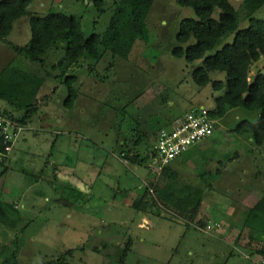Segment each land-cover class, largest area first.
<instances>
[{
    "label": "rangeland",
    "instance_id": "obj_1",
    "mask_svg": "<svg viewBox=\"0 0 264 264\" xmlns=\"http://www.w3.org/2000/svg\"><path fill=\"white\" fill-rule=\"evenodd\" d=\"M94 1L31 0L28 13L42 17L52 9L79 20L84 35L102 34L111 1L103 3L106 14L98 13ZM228 1L236 8L241 3ZM29 14L14 22L7 43L28 44ZM190 16L192 11L175 0H155L145 19L148 41H136L126 58L115 57L108 73L110 54L92 65L107 74L105 82L89 76V61L70 72L77 75L79 92L71 109L63 106L67 90L56 78L58 70L51 69L64 56L63 49L45 53L51 76L38 93L37 113L25 123L12 159L0 165V264H55L70 250L66 264H260L262 257L246 248L248 238L258 234L243 225L246 208L264 192V144L256 146L248 135L232 131L241 120L256 121V112L228 110L195 156L169 163L181 183L207 186L195 221L172 212L171 201H156L151 211L142 212L155 198L147 188L157 180L158 159L148 155L155 154L159 132L170 130L190 110H212L221 94L211 83L198 87L193 81L200 61L171 55L179 24ZM254 16L264 20V6ZM7 66L45 76L39 63L0 42V71ZM256 66L264 73V58ZM209 77L224 81L222 73ZM4 111L15 117L23 113L0 100V113ZM117 140L136 144L144 162H127ZM217 169L221 175L209 182L206 172ZM135 201H140L136 209ZM144 217L151 226L142 222ZM200 219L205 227L196 224ZM233 236H240L239 246L233 245Z\"/></svg>",
    "mask_w": 264,
    "mask_h": 264
},
{
    "label": "trees",
    "instance_id": "obj_2",
    "mask_svg": "<svg viewBox=\"0 0 264 264\" xmlns=\"http://www.w3.org/2000/svg\"><path fill=\"white\" fill-rule=\"evenodd\" d=\"M107 1H111L110 19L104 33L87 36L81 32L80 22L76 18L61 16L52 9L42 17L29 14L31 0L0 1V42L8 45L16 55H25L30 62L39 63L45 71L44 77L30 75L11 66L0 71V100L6 101L16 111L23 112L19 117L9 111L2 112L3 115L25 124L37 113L38 93L44 78L51 76L43 59L48 50L57 46L63 49L64 56L51 69L58 70L56 78L62 79L67 90L63 106L71 109L79 92L75 88L77 75L70 72L89 61V76L105 82L106 73L114 65L115 57L126 58L136 41H148L145 19L155 0H95L94 5L99 14L109 13V10L102 8ZM175 2L179 7L190 9L192 16L180 22L171 55L183 58L188 63L200 61L201 65L192 72L195 84L204 87L211 83L213 91L221 92L215 99L214 108L208 110L215 122L230 109L241 108L258 114L256 121L241 120L232 131L238 135H248L254 145L261 146L264 144V73L256 65L264 58V20L254 15L264 6V0H241L238 8L228 0ZM28 14L31 34L28 44L20 47L7 43L5 39L11 33L14 22ZM244 22L247 25L240 28ZM229 37L231 41L224 42ZM106 53L111 55L112 60L107 65L105 75L96 72L92 65L99 63ZM212 72L224 74V81L211 80L209 74ZM116 145L123 148L120 156L127 162L140 165L144 162L141 153L135 148L136 144L129 147L126 141L120 143L117 140ZM148 156L149 159L156 157L154 153ZM206 175L212 182L213 175L220 176L221 173L217 169L214 174L206 172ZM199 177L203 181V174ZM156 181L147 188L148 193H154L155 198H150L154 203L145 204L143 208L146 210L142 212L151 211L156 201L162 204L171 201L169 206L173 208L172 212L185 221H195L207 186L204 184L202 188L181 183L179 173L169 163L158 172ZM138 202L132 204L135 209ZM196 222L201 228L207 225L203 219ZM244 224L258 234L248 238L246 248L252 255L264 258V192L252 206L246 208ZM125 248L120 262L128 251L127 246ZM15 251L12 253L13 258ZM72 253L73 250L66 252L55 264H66Z\"/></svg>",
    "mask_w": 264,
    "mask_h": 264
},
{
    "label": "built area",
    "instance_id": "obj_3",
    "mask_svg": "<svg viewBox=\"0 0 264 264\" xmlns=\"http://www.w3.org/2000/svg\"><path fill=\"white\" fill-rule=\"evenodd\" d=\"M25 125L0 113V165L11 155L15 143L26 129ZM214 125L215 121L210 118L208 110L202 107L190 110L182 118L176 119L170 130L162 129L154 146L158 171L183 156L194 145L212 136Z\"/></svg>",
    "mask_w": 264,
    "mask_h": 264
},
{
    "label": "crops",
    "instance_id": "obj_4",
    "mask_svg": "<svg viewBox=\"0 0 264 264\" xmlns=\"http://www.w3.org/2000/svg\"><path fill=\"white\" fill-rule=\"evenodd\" d=\"M203 106H200V108H202ZM204 108V107H203ZM20 139V138H19ZM206 140V139H205ZM205 140H203L202 142H199L198 144H196V145H194L188 152H186L185 154H184V156H185V158H190L191 156H195V154L199 151V147H201L202 145H203V142L205 141ZM19 141V140H18ZM17 141V142H18ZM16 142V143H17ZM15 143V144H16ZM15 146V145H14ZM198 147V148H197ZM15 148V147H14ZM13 152H14V149H13V151H12V153H11V155L9 156V158L2 164V165H5V164H7L11 159H12V155H13ZM249 197V196H248ZM251 197V196H250ZM250 197L249 198H247V200H250ZM198 216V215H197ZM142 222L144 223V224H146L147 226H151V223H150V221L149 220H147L145 217L144 218H142ZM140 227H142V225H140ZM237 236H233L232 237V242H233V245H240V242H237V239H238V237L236 238ZM242 243H244V242H242ZM245 244V243H244ZM242 246V245H241ZM264 258H262L261 259V262H260V264H262V260H263Z\"/></svg>",
    "mask_w": 264,
    "mask_h": 264
}]
</instances>
